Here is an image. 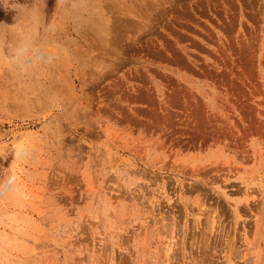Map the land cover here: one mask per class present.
Listing matches in <instances>:
<instances>
[{"label":"rangeland","instance_id":"374dc122","mask_svg":"<svg viewBox=\"0 0 264 264\" xmlns=\"http://www.w3.org/2000/svg\"><path fill=\"white\" fill-rule=\"evenodd\" d=\"M0 6V264H264V0Z\"/></svg>","mask_w":264,"mask_h":264},{"label":"clouds","instance_id":"9594fccd","mask_svg":"<svg viewBox=\"0 0 264 264\" xmlns=\"http://www.w3.org/2000/svg\"><path fill=\"white\" fill-rule=\"evenodd\" d=\"M32 48L30 44L25 40L22 41L19 46L15 49L12 59L16 61L17 66H22L24 64L30 63L32 57L29 55ZM0 191H2V186H0Z\"/></svg>","mask_w":264,"mask_h":264},{"label":"trees","instance_id":"16d2710c","mask_svg":"<svg viewBox=\"0 0 264 264\" xmlns=\"http://www.w3.org/2000/svg\"><path fill=\"white\" fill-rule=\"evenodd\" d=\"M9 12L0 6V20H9Z\"/></svg>","mask_w":264,"mask_h":264}]
</instances>
